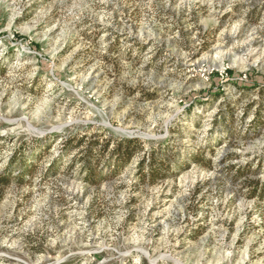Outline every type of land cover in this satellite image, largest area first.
Segmentation results:
<instances>
[{"label": "rangeland", "instance_id": "374dc122", "mask_svg": "<svg viewBox=\"0 0 264 264\" xmlns=\"http://www.w3.org/2000/svg\"><path fill=\"white\" fill-rule=\"evenodd\" d=\"M102 130L171 175L82 180L62 142ZM26 161L0 264H264V0H0V173Z\"/></svg>", "mask_w": 264, "mask_h": 264}, {"label": "trees", "instance_id": "16d2710c", "mask_svg": "<svg viewBox=\"0 0 264 264\" xmlns=\"http://www.w3.org/2000/svg\"><path fill=\"white\" fill-rule=\"evenodd\" d=\"M62 146L64 151H75L76 155L71 159V163H79L78 171L81 172V179L96 185L118 176L134 157H137L135 179L142 185L153 184L168 177L173 170L170 158H174L175 163L177 162V156L169 152L168 144H160L156 148L147 149L140 138L116 137L104 130L95 131L92 134L69 135L63 140ZM41 153L38 150L37 158L41 156ZM31 154L33 156V153ZM14 155L15 157L11 156L9 164L16 161L15 158L18 155ZM31 165L33 162L26 161L23 170L18 171L13 177L9 172L7 174L0 173V188L12 181L11 178L22 182L25 169L28 171V167ZM51 169L50 166L49 170ZM243 170H238L233 179L240 177ZM253 184L256 185V182L254 181ZM250 193L258 195L256 186L252 187Z\"/></svg>", "mask_w": 264, "mask_h": 264}]
</instances>
